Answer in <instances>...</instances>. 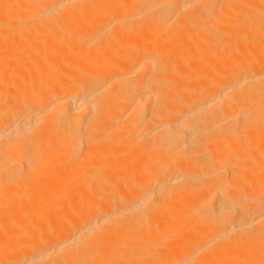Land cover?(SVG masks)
I'll return each instance as SVG.
<instances>
[{
    "label": "bare ground",
    "instance_id": "1",
    "mask_svg": "<svg viewBox=\"0 0 264 264\" xmlns=\"http://www.w3.org/2000/svg\"><path fill=\"white\" fill-rule=\"evenodd\" d=\"M0 264H264V0H0Z\"/></svg>",
    "mask_w": 264,
    "mask_h": 264
}]
</instances>
